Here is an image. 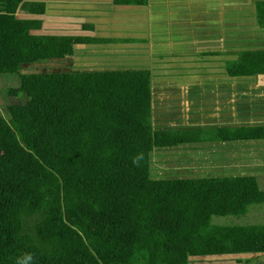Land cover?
Instances as JSON below:
<instances>
[{"label": "trees", "instance_id": "16d2710c", "mask_svg": "<svg viewBox=\"0 0 264 264\" xmlns=\"http://www.w3.org/2000/svg\"><path fill=\"white\" fill-rule=\"evenodd\" d=\"M45 10L43 1L0 0V74L17 79L12 94L26 96L10 120L0 116V149L10 154L0 162V264H188L264 254V224L212 222L264 204L255 176L154 179L150 166L155 149L264 140V124L156 130L148 69L26 70L70 58L80 44L115 42L33 33L43 24L33 16ZM255 18L264 28V0ZM225 72L264 75V48L240 51Z\"/></svg>", "mask_w": 264, "mask_h": 264}, {"label": "crops", "instance_id": "0c3cea01", "mask_svg": "<svg viewBox=\"0 0 264 264\" xmlns=\"http://www.w3.org/2000/svg\"><path fill=\"white\" fill-rule=\"evenodd\" d=\"M257 1L259 0H253L252 3L251 0H148L147 5L143 6L113 4L111 17L107 16L113 27L111 28L112 31L108 32L111 34H94L97 25L94 23L96 21H93L89 24L90 26L93 24L92 28L88 29L91 34L74 35L111 38L115 41L78 45H90L96 51L102 46H106V52L111 56L121 57L122 63L127 64L124 67L102 69L150 70L152 118L155 80L159 78L161 83L158 86L163 88H173L172 85H174L177 92L164 93V98H169V101L165 103L168 102L172 105L170 109L162 111V113L166 111L162 116L167 117V122H163L165 123L164 128L161 126L156 128L152 119V125L156 130L241 126L234 125V123L241 114L239 96H237L239 91L236 89L238 87L235 80L242 77L228 76L225 72V63L234 60L237 53L245 50L242 49V30L243 25H246L245 22L249 20L247 16H250L251 20L253 19V26L247 31V35H249V31L253 30V37L247 36L249 44L253 43V47L246 49L264 48L255 46V43L260 41L254 34L260 31L264 33V28L257 25L255 18V3ZM118 13H130V15L118 17L116 15ZM131 21L132 23H128ZM253 39L257 41L255 42ZM262 39L264 40V38ZM165 66H169L172 73L175 70L180 72L177 75L171 74L172 80H164L162 75H157L155 71L157 67ZM195 69L196 73H194ZM219 70H222L220 72L222 79L212 78V76H216V71ZM203 71L206 72L204 73L205 77H210L206 81L201 79L203 75L200 72ZM254 77H257L259 84L264 86V75ZM193 89L220 91V94L224 95L220 101H223H214L218 102L219 105L211 107L210 104L213 102H200L204 98L199 96L200 92L197 94L193 92ZM229 116L233 122L231 125L193 126L191 124L194 121L190 120L197 118H200L198 120H204L203 118L222 120L229 119ZM179 122L185 127L182 128ZM166 126L170 128H165Z\"/></svg>", "mask_w": 264, "mask_h": 264}, {"label": "rangeland", "instance_id": "374dc122", "mask_svg": "<svg viewBox=\"0 0 264 264\" xmlns=\"http://www.w3.org/2000/svg\"><path fill=\"white\" fill-rule=\"evenodd\" d=\"M33 1V0H29ZM45 2V14L33 16L43 19L42 28L33 33L50 34H91L82 24L89 25L96 21L97 30L94 34H111L113 28L109 22L112 13V0H36ZM253 0H251V3ZM252 11V9H250ZM118 17L128 16L130 13H118ZM252 15V13H251ZM26 16V15H23ZM246 26L243 27L242 49L252 48L247 36H252L253 30L247 35V31L253 26L250 16H248ZM128 23H132L128 22ZM93 26V24H91ZM244 26V25H243ZM247 38H244V37ZM258 41L256 47H264V33H255ZM259 37V38H258ZM253 41H257L253 39ZM106 46H102L96 51L92 46H78L74 55L63 60H55L28 66L26 70L34 72L45 71H76V70H96L102 68L124 67L121 57L111 56L106 52ZM199 70V69H198ZM222 70L216 71V76L212 78L221 80ZM180 72H170L169 66L157 67L155 73L162 75L164 80H172L171 74L177 75ZM196 73V69L194 71ZM202 81L208 80L204 73ZM236 88L239 91L238 101L241 106V114L236 119L234 125H263L264 124V86L259 84L257 77L236 78ZM160 80H155L154 113L153 121L156 128H164L167 117H163V110L170 109L169 98H164L166 92H177L176 88H163ZM204 83V82H203ZM208 83V82H206ZM18 86L15 77L0 74V116L10 120L15 116V110L26 105V96L22 93L12 94L11 89ZM158 86V87H157ZM166 90V91H165ZM212 92L210 89H193V92H200L199 96L204 100L200 102H213L210 106H218L220 98L224 95L220 91ZM191 92V90H190ZM222 92V90H221ZM202 99V98H200ZM223 101V100H221ZM220 101V102H221ZM165 104V105H164ZM30 117V114H28ZM227 117V116H226ZM213 118V117H211ZM228 118V117H227ZM237 118V114H236ZM190 119L193 126L207 125H231L229 119L204 120ZM181 122V121H180ZM179 125L184 128L185 125ZM169 125V124H168ZM165 128H170L166 126ZM2 143L7 145L6 140ZM1 141V140H0ZM10 154L4 149H0V162H9ZM151 177L154 179H175V178H203L230 175H254L258 180L261 189H264V140L260 141H237V142H204L196 144H183L177 147L155 149L151 152ZM212 222L219 225H249L264 224V204L251 206L245 215L240 216H214ZM26 229L31 232L32 220L27 219ZM188 264H264V254L260 255H234V256H209L192 258Z\"/></svg>", "mask_w": 264, "mask_h": 264}, {"label": "flooded vegetation", "instance_id": "af4514ba", "mask_svg": "<svg viewBox=\"0 0 264 264\" xmlns=\"http://www.w3.org/2000/svg\"><path fill=\"white\" fill-rule=\"evenodd\" d=\"M248 17V16H247ZM245 23H247V22H245ZM245 23H243V24H245ZM243 27H247L246 25H244ZM250 32V31H249Z\"/></svg>", "mask_w": 264, "mask_h": 264}]
</instances>
